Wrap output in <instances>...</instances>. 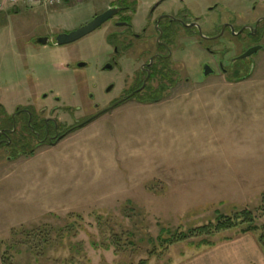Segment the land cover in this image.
I'll return each mask as SVG.
<instances>
[{"label": "rangeland", "instance_id": "obj_1", "mask_svg": "<svg viewBox=\"0 0 264 264\" xmlns=\"http://www.w3.org/2000/svg\"><path fill=\"white\" fill-rule=\"evenodd\" d=\"M118 1L21 3L0 15V100L19 83L38 94L55 88L61 104L80 107L55 113L68 126L72 115L79 121L56 144H34L31 154L15 159L0 149V264L5 253L14 264H183L209 250L197 246L206 237L160 255L162 227L186 230L215 222L217 211L231 216L243 210L264 225V51L241 82L218 76L200 81L206 53L198 36L182 32L170 63L179 79L174 75L160 89L155 82V90H163L155 101L131 98L106 112L98 111L114 95L102 92L117 74L103 69L106 27L66 46L26 48L30 54L21 55L32 35L71 32ZM172 6L188 7L191 17L214 28L226 20L255 22L254 6L264 14V0H170L159 12ZM130 40L135 51L122 59L137 68L131 59L142 48L154 49L156 37L146 44ZM236 43L232 54L240 50ZM80 62L87 64L79 68ZM67 65L74 69L66 71ZM243 227L209 238H235ZM113 234L126 245L121 253L103 247L114 242Z\"/></svg>", "mask_w": 264, "mask_h": 264}, {"label": "flooded vegetation", "instance_id": "obj_2", "mask_svg": "<svg viewBox=\"0 0 264 264\" xmlns=\"http://www.w3.org/2000/svg\"><path fill=\"white\" fill-rule=\"evenodd\" d=\"M168 1L170 0H155L148 3L142 0H120L111 3L94 16L95 18L111 7L118 8V12L101 26L106 27L109 50L105 56L104 67L111 65V69L107 70L115 71L117 74L109 82L106 91L102 92L105 95L113 94L114 97L98 112L114 109L131 98L137 100L147 98L151 89H155L153 87L155 82L157 89H160L164 83L168 85L174 75L178 80L179 75L171 68L170 63L173 60L174 40L182 32L187 38L198 36V44L206 53V57L202 58L201 62V76L198 78L200 81L218 76L226 82L238 83L248 78L255 70L257 65L255 58L264 51V14L260 13L257 6L253 7L254 14L258 13L255 22L247 21L237 26L235 24L237 19L226 20L214 28L205 22L203 24L204 19L201 17H191V10L186 6L182 8L172 6L159 12L160 7ZM180 2L182 4L185 0ZM217 7L218 5L214 8ZM143 17L145 20H142ZM251 18L254 19V15ZM59 34L32 35L25 40V45L21 46V55L25 56L29 53L25 51L26 48L32 53V50L49 46L68 45L57 44ZM154 36L156 37L154 49L142 48L139 55L131 59V64H139V66L135 68L131 65L132 71H130L131 67L126 66L122 59L124 52L129 54L131 50L135 51L132 48L136 46H132L134 44L130 39L146 44ZM42 37L49 38L48 44L42 45L37 42V39ZM235 40L241 42V46L237 53L232 54L235 48H238ZM256 46H261L257 53L242 58L249 49ZM65 67L66 71L74 69L72 65ZM206 72L208 75H205ZM120 77L123 80H120ZM186 81H190V78H186ZM14 88L15 94L13 92L11 97L0 100V149L3 148L7 152L8 159L15 158L17 147L25 149L34 144L36 147L46 143L56 144L74 127L79 126L78 118L74 119L73 115L71 118L75 122L71 126L55 116L56 112L62 110L76 112V109L80 108L74 109L71 104H61L62 97L54 93L57 89L51 87L49 92L38 94L31 93L23 84L16 83ZM94 96L93 94L91 97ZM100 103L97 102L95 105L99 106Z\"/></svg>", "mask_w": 264, "mask_h": 264}, {"label": "trees", "instance_id": "obj_3", "mask_svg": "<svg viewBox=\"0 0 264 264\" xmlns=\"http://www.w3.org/2000/svg\"><path fill=\"white\" fill-rule=\"evenodd\" d=\"M163 92V90H161ZM159 90L151 89V91L148 93L147 98H143L142 100H152L162 93ZM32 147L21 149L20 147H17L15 149V158L17 155L22 156L27 153H32L31 150ZM13 158V159H15ZM264 197V194L262 195ZM256 217L250 210H243L241 212H236L233 215H225L220 212H216V221H210L206 224L195 226V227H189L186 230H183L181 227L179 228H171V227H162L161 234L159 236V240L162 244L160 246L163 248V251L160 253L164 254L171 246L178 244L180 242H184L186 240L195 239V238H201L206 237L199 241L198 247H211L214 246L216 243L211 240L209 237L212 235L222 232V231H228L231 229L239 228L242 225H246V227L241 228L242 233H250L256 236V239L262 248L264 252V225H257L256 224ZM16 230L14 231L15 234ZM128 235L130 237H134L133 232H128ZM121 236L118 234H113L112 238L114 242H111L109 244L104 243L103 247L111 248V246H115V252L121 253L125 250L126 245L121 243ZM129 237V240H131ZM46 241V240H45ZM152 241V240H151ZM128 242V241H127ZM130 244H134V242L130 241ZM98 242H93L94 247H98ZM159 252L155 248H152L149 251V254L152 256H156ZM2 262L3 264H14L12 261V258L7 253L2 255ZM140 264H147L145 260L140 261Z\"/></svg>", "mask_w": 264, "mask_h": 264}, {"label": "crops", "instance_id": "obj_4", "mask_svg": "<svg viewBox=\"0 0 264 264\" xmlns=\"http://www.w3.org/2000/svg\"><path fill=\"white\" fill-rule=\"evenodd\" d=\"M181 148L180 151L184 150ZM207 249L206 253L183 264H264V252L256 236L250 233L217 242Z\"/></svg>", "mask_w": 264, "mask_h": 264}, {"label": "water", "instance_id": "obj_5", "mask_svg": "<svg viewBox=\"0 0 264 264\" xmlns=\"http://www.w3.org/2000/svg\"><path fill=\"white\" fill-rule=\"evenodd\" d=\"M118 12V8L116 7H111L107 9L105 12L97 15L92 21L89 23L85 24L84 26L73 30L71 32H64L60 33L57 36V44L58 45H66V44H71L73 42H76L85 36L89 35L90 33L94 32L97 30L99 27H101L106 21H108L110 18H112L116 13ZM37 42L46 45L49 42L48 37H42L37 39ZM261 49V46H256L251 49H249L243 56V57H249L253 53H257L258 50ZM86 66L85 62H80L78 63V67H84ZM111 69V65H107L104 67V70ZM205 75H208V72L205 73Z\"/></svg>", "mask_w": 264, "mask_h": 264}, {"label": "built area", "instance_id": "obj_6", "mask_svg": "<svg viewBox=\"0 0 264 264\" xmlns=\"http://www.w3.org/2000/svg\"><path fill=\"white\" fill-rule=\"evenodd\" d=\"M83 0H0V15L9 7L18 6L21 3H25L27 6H33L35 4L45 3L49 6H59L64 3L81 2Z\"/></svg>", "mask_w": 264, "mask_h": 264}]
</instances>
